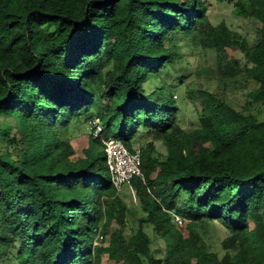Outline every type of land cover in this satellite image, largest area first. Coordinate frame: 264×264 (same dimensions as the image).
Here are the masks:
<instances>
[{
  "label": "trees",
  "instance_id": "trees-1",
  "mask_svg": "<svg viewBox=\"0 0 264 264\" xmlns=\"http://www.w3.org/2000/svg\"><path fill=\"white\" fill-rule=\"evenodd\" d=\"M211 6L0 0V264H264V119L253 112L264 107V0L234 4L252 35L215 24ZM184 48L217 60L195 72L217 88L186 91L199 105L189 130L173 88L191 68ZM239 86L242 110L226 97ZM108 139L141 150L146 184L131 187L143 216L130 233ZM216 224L226 232L217 251L205 238Z\"/></svg>",
  "mask_w": 264,
  "mask_h": 264
},
{
  "label": "rangeland",
  "instance_id": "rangeland-1",
  "mask_svg": "<svg viewBox=\"0 0 264 264\" xmlns=\"http://www.w3.org/2000/svg\"><path fill=\"white\" fill-rule=\"evenodd\" d=\"M238 0H233V4L231 5H223L220 4L217 0H209L211 2V20L215 24H219L222 21H225L228 25H230L235 31H238L242 35H252L255 32L256 25H253L252 22L248 20L241 19L236 16V10L234 4ZM238 56V55H237ZM182 57L187 59L191 65L189 73H185L187 79L182 85L177 87L174 85L173 88L177 89L175 92L174 99L182 103L179 111V122L183 128L189 130L194 129L199 126V121L197 117V112L199 105H194L191 103L189 98H187L186 91L194 90L199 86L206 87L214 91L217 88V82L213 78H209L208 75H196L195 72L201 68H209L212 70H216V56L213 52H209L207 56H203L199 53H194L190 49L186 50L185 48L182 50ZM178 68L185 70L184 66L181 65ZM177 76H181V74H176ZM155 86L152 84L148 85L149 89H153ZM172 90V88H170ZM169 89V90H170ZM246 90L241 89L239 87H231L227 94V99L230 100L234 106L238 110H242V107L246 105ZM254 114L260 119H264V107L258 106L254 108ZM81 132V131H80ZM75 145V143H74ZM156 146L164 151V147L161 142H156ZM135 148H139V144L135 145ZM120 197L125 201L128 207V216H127V228L128 232H132L138 229V219L143 216L142 207L140 201L134 191V189L127 185L124 187L123 191L119 193ZM179 225V224H178ZM180 226V225H179ZM183 226V225H182ZM181 227V226H180ZM119 228L117 223H113L111 226V232L117 230ZM147 233L153 239V232L151 228H145ZM226 232L223 227L219 224L215 226H209L206 233V240L212 246L214 250L220 249V243L225 238ZM110 242V236L108 235L105 239L104 245H108ZM153 249L158 250L157 257L164 256L166 253L165 243L161 240H157L152 245ZM222 254V253H220ZM102 264H112V262L107 258V255L103 256Z\"/></svg>",
  "mask_w": 264,
  "mask_h": 264
},
{
  "label": "built area",
  "instance_id": "built-area-1",
  "mask_svg": "<svg viewBox=\"0 0 264 264\" xmlns=\"http://www.w3.org/2000/svg\"><path fill=\"white\" fill-rule=\"evenodd\" d=\"M95 136L102 132V127L99 119L91 122ZM105 152L107 154V165L111 173L112 183L118 192H121L125 186L132 185L134 179L144 181L145 178L142 171L141 150L135 148L130 151L127 147L117 139H108L104 141ZM176 222L182 226L183 220L181 217H175Z\"/></svg>",
  "mask_w": 264,
  "mask_h": 264
}]
</instances>
